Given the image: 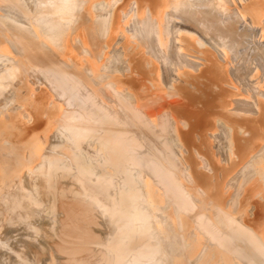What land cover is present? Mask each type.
Wrapping results in <instances>:
<instances>
[{
  "label": "bare ground",
  "instance_id": "1",
  "mask_svg": "<svg viewBox=\"0 0 264 264\" xmlns=\"http://www.w3.org/2000/svg\"><path fill=\"white\" fill-rule=\"evenodd\" d=\"M3 211L0 264H264V0H0Z\"/></svg>",
  "mask_w": 264,
  "mask_h": 264
},
{
  "label": "rangeland",
  "instance_id": "2",
  "mask_svg": "<svg viewBox=\"0 0 264 264\" xmlns=\"http://www.w3.org/2000/svg\"><path fill=\"white\" fill-rule=\"evenodd\" d=\"M6 215V213H5V211H3L2 213H0V217H4ZM39 215V216H38ZM10 216V215H9ZM41 214H37V216H36V219L38 220V219H40L41 217ZM5 219V218H4ZM26 223L27 222H25V224H24V222L23 223H21L20 225H23V227H25L26 226ZM101 226H105V225H103V224H101ZM10 227V228H9ZM22 227V226H21ZM8 228V229H7ZM0 229H1V232H0V249L1 250H5L6 252H3L2 251V253L1 254H3V255H7V253L8 254H10L9 252H11L12 250H10L11 248L9 247L8 249H7V247L5 246V245H8V243L10 242V238L14 235L13 233H14V231H15V227H13V225H11L10 223H8V224H3V225H0ZM11 231H13V232H11ZM11 232V233H10ZM110 232L111 231H107V232H105V230H104V232L103 233H101L102 234V238H104V240H109V237H108V234L110 235ZM4 233V234H3ZM7 233V237L5 236V234ZM10 233V234H9ZM108 233V234H107ZM12 234V235H11ZM10 236V237H9ZM7 238V239H6ZM3 239H6V240H3ZM8 240H9V242H8ZM2 241V242H1ZM7 243V244H6ZM3 248V249H2ZM102 248H104V247H102ZM57 254V253H56ZM57 257H56V262H58L57 264H60L61 263V259H59V258H61V257H59L60 255H56ZM9 257H12L13 258V255L11 256V255H9ZM58 259V260H57ZM61 260V261H60ZM63 263V262H62ZM126 264H128V263H126ZM129 264H131L130 262H129Z\"/></svg>",
  "mask_w": 264,
  "mask_h": 264
}]
</instances>
